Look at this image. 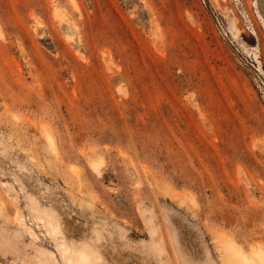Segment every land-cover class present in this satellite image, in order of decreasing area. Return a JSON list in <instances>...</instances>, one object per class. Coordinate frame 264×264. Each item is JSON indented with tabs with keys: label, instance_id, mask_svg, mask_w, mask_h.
<instances>
[{
	"label": "rangeland",
	"instance_id": "rangeland-1",
	"mask_svg": "<svg viewBox=\"0 0 264 264\" xmlns=\"http://www.w3.org/2000/svg\"><path fill=\"white\" fill-rule=\"evenodd\" d=\"M86 260L264 264V0H0V264Z\"/></svg>",
	"mask_w": 264,
	"mask_h": 264
},
{
	"label": "bare ground",
	"instance_id": "bare-ground-1",
	"mask_svg": "<svg viewBox=\"0 0 264 264\" xmlns=\"http://www.w3.org/2000/svg\"><path fill=\"white\" fill-rule=\"evenodd\" d=\"M233 39V38H232ZM242 51V50H241ZM261 68V67H260ZM84 257H85V259H87L88 257L86 256V254L85 253H83L82 254ZM70 260V259H69ZM69 262V261H68ZM86 262H87V264H89V261L88 260H86Z\"/></svg>",
	"mask_w": 264,
	"mask_h": 264
}]
</instances>
